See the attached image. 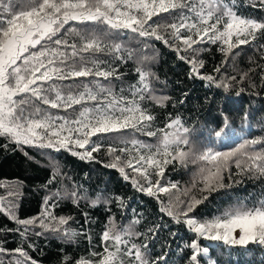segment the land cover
<instances>
[{"label":"snow or ice","instance_id":"snow-or-ice-1","mask_svg":"<svg viewBox=\"0 0 264 264\" xmlns=\"http://www.w3.org/2000/svg\"><path fill=\"white\" fill-rule=\"evenodd\" d=\"M259 2L264 5V0ZM234 6V0L231 3H223V0H200V8L196 12L197 21L188 24L186 18L181 17L178 26L176 23L161 25L154 21L153 17H160L161 13H169L170 10L189 7L182 0H0V137L17 147L27 145L55 151L64 149L82 160H91L95 159L93 153L100 151V140L108 134L134 130L149 137L157 136V131L147 130L151 128L155 117L147 108L142 107V102L152 101L164 107L170 97H157L153 94L151 79L154 73L137 67L138 81L129 87L131 95H124V89L116 93L110 78L120 77L116 69L108 61L101 59L100 55H115L127 51L128 58H131L133 53L117 42L124 31L169 44L159 29L170 28L173 30L171 35L182 45L174 50L179 59L185 60L191 66L189 75H195L207 81L209 85L215 84L217 88L228 92L232 87L231 81L236 80V77L217 81L212 75H201L200 69L204 62L197 59V56L202 49L193 46L205 42H221L220 51L224 54L226 63L234 48L250 43L251 40L257 39V35L264 36V22L241 18L232 10ZM70 21L85 27H65ZM221 24L222 29L218 27ZM181 28L186 29L189 34L182 36ZM181 52L190 53L191 58L180 55ZM115 58L123 60L124 56L116 55ZM258 67L264 68L262 65ZM215 71L219 72L220 68L217 67ZM247 76V72L243 73L239 82ZM261 78L264 81V74ZM239 95L237 92V96ZM226 102L232 101L227 98ZM61 111L65 114L61 115ZM249 116L247 111L244 112V121H247ZM228 127L229 121L224 117L223 127L214 133L215 137L224 136ZM165 128L175 131L158 129L162 137L154 152L151 145L138 140L127 142L133 145V149H117L110 145L108 154L113 155L114 160L105 166L118 168L125 180L131 179L134 188L160 201L162 213L171 217L177 224L184 223L196 234L191 243L184 245L191 250L187 258L188 264H203V258L209 255V249L201 247L199 243L201 237L222 241L224 245L233 247H264V199L258 200L252 207L240 206L225 210L221 216L204 222L190 217L189 213L207 200V195L200 199L191 196L187 201L181 200L177 195L175 203L170 198L167 204L160 200L161 193L171 197L174 192H182L183 195L191 192V189L181 190L178 183L161 184L165 167L174 161L184 164L189 156V152L180 147L189 144L188 139L182 135L187 133L188 129L183 126L181 120H170ZM257 145L261 147L256 149ZM7 146L0 145L5 148ZM249 147L254 150L251 155L247 152L244 154L249 163L242 167L241 161L237 159L236 167L264 176V138L246 139L239 147L229 152L215 151L208 147L196 156V160L212 166L208 168V174L201 177L203 187L199 191L211 193L225 187L222 171L228 167V162L235 153ZM141 149H146L147 152H141ZM117 151L129 154L130 158L123 161L124 166H121V156L114 155ZM133 151L136 155H132ZM125 167L137 173L144 183L141 184L137 178H130ZM204 171L202 167L200 172ZM58 175L59 172L53 170L48 184H52ZM152 175L158 179L153 181ZM80 187L75 186L63 196L59 190L46 196L39 215L26 219L17 216L18 205L15 200L0 196V214L7 215L15 224L22 226V229H8L19 232L22 237L26 236L30 227H39L42 231L35 232L36 236L50 232L71 239L77 233L65 226L73 218L54 215L49 209L54 207L55 203L49 202L53 197L70 198L72 203L79 207L81 200L88 199L86 194H81ZM195 187L194 178L192 188ZM8 196L18 197V191L11 190L10 186ZM113 199L123 206L122 197L105 199L100 193L95 200L90 201L89 206L96 207L102 201L105 204L111 203ZM84 216L87 223L88 214L85 212ZM133 223L138 224L140 220L134 219ZM130 228L131 226L117 231L114 219L110 218L101 237L105 242L106 255L97 262L81 258L76 264H123L122 252L134 257L133 264H168L166 252L149 261L141 251V246L131 244V247H127L129 241L125 240L124 236L132 235ZM148 231L152 233L154 229L150 228ZM143 247L146 249L148 246L145 244ZM7 251L0 246V254ZM11 251L16 255L9 264H36L23 247ZM0 264H4V260L0 259ZM209 264L216 262L209 261Z\"/></svg>","mask_w":264,"mask_h":264},{"label":"trees","instance_id":"trees-1","mask_svg":"<svg viewBox=\"0 0 264 264\" xmlns=\"http://www.w3.org/2000/svg\"><path fill=\"white\" fill-rule=\"evenodd\" d=\"M182 2L189 7L161 13L160 17H153V20L161 25L176 23L178 26L181 17H185L188 24L196 22L200 0H182ZM231 2L232 0H223V3ZM234 2L235 6L232 10L236 15L264 22V5H261L259 0H234ZM69 26L85 27L75 21H70L65 27ZM218 27L222 29L223 24ZM159 31L168 39L169 44L124 31L117 42L122 43L126 50L133 53L131 58H128L127 51L115 55L108 53L100 55L101 59L108 61L116 69L120 77L110 78L116 93L124 89V95H131L129 87L137 84L138 81L137 67H143L154 73L151 79L153 94L157 97H170L164 107L152 101L142 102V107L147 108L155 117L151 128L147 130L157 131V136L149 137L134 130L108 134L100 140V151L93 153L95 159L91 160H82L64 149L55 151L27 145L17 147L0 137V145H8L6 148L0 147V196L15 200L18 205L16 214L20 219L39 215L45 197L57 190L63 196L66 191L71 192L75 186H81L79 191L88 197L87 200L80 201L79 207L73 204L70 198L53 197L49 202L55 203V206L50 207L49 210L57 217L73 218L65 226L77 233L71 239L50 232L36 236L35 232L42 231L39 227H30L26 236L22 237L19 232L8 231V229H22V226L15 224L7 215L0 214V246L8 250L0 254L4 264H9L14 258L16 254L11 250L17 247H23L36 264H76L81 258L97 262L106 255L105 242L101 237L110 218L114 219L117 231L131 226L132 235L124 236V239L129 241L127 247H131V244L141 246V251L149 261L166 252L168 264H188L187 258L191 250L184 245L191 243L196 238V234L184 223L177 224L171 217L162 213L160 201L134 188L131 179L125 180L118 168L105 166L114 160V156L108 154L110 145L117 149L124 147L133 149V145L127 142L138 140L151 145L154 152L160 145L162 137L158 129L175 131L165 128V125L176 118H179L183 126L188 129V132L182 135L188 139L189 144L180 147L189 152V156L184 164L178 161L168 164L161 184L178 183L181 190L191 189V192L188 195L174 192L171 197L161 193L160 200L167 204L170 198L175 203L177 195L185 201L191 196L200 199L207 195L208 199L189 213L190 217L204 222L221 216L225 210L240 206L252 207L258 200L264 199V176L242 171L235 164L237 159L241 161L242 167L249 163L244 154L245 152L249 155L253 154L252 148H242L235 153L229 160L228 167L221 173L225 187L211 193H201L199 189L203 187L201 177L207 175L208 168L212 166L196 160V156L208 147H212L215 151L229 152L239 147L246 139L264 138V81L261 78L264 68L258 67V65L264 66V47H261L264 45V36L257 35V39L251 40L250 43L234 48L226 63L225 56L220 51L221 42L215 44L205 42L193 46L202 49L197 56V59L204 62V66L200 69L201 75H212L217 81H227L228 77H236V80L231 81L232 87L225 92L215 84L209 85L207 81L195 75L190 76L191 66L185 60L179 59L174 50L175 47L182 45L171 35L173 30L161 27ZM180 34L183 36L189 33L181 28ZM233 39L235 40V37ZM116 55H123L124 59H117ZM180 55L191 58L190 53L181 52ZM145 57L148 59L144 60ZM217 67L220 68L219 72L215 71ZM250 69L255 71H249ZM245 72L248 73L247 78L239 82ZM237 92L240 93L239 96ZM227 98L232 102H226ZM181 100L184 102L180 103ZM246 111L250 116L244 121L243 114ZM60 114L65 113L61 111ZM224 117H227L229 127L225 130L224 136L216 138L214 133L223 127ZM255 147L259 149L261 146ZM141 152L147 150L141 149ZM114 155L121 156V166H124V160L130 158L128 153L119 151ZM132 155L136 153L133 151ZM193 160L196 162L194 163ZM202 167L205 169L203 173L200 172ZM53 170H57L59 175L52 184H48ZM125 171L130 178H137L141 184L144 183L131 168L125 167ZM149 171L151 172V169ZM151 178L153 181L158 179L155 175ZM194 178L196 187L192 188ZM10 186L11 190L18 191V197L8 196ZM98 193L105 199L122 197L123 206L113 199L111 203L105 204L102 201L98 206L90 207V201L95 200ZM85 212L88 214L87 223H85ZM134 219H139L140 223L134 224ZM150 228L154 229V232L150 233L148 231ZM199 243L201 247L209 249L208 257L203 258V264H209V261H215L216 264H264V247L256 245H249L248 248L233 247L224 245L222 241L202 237L199 238ZM145 244L148 246L146 249L143 247ZM121 247L126 251L125 246ZM110 250L114 251V249ZM92 253L101 255L93 256ZM121 259L123 264L134 262V257L124 255L123 252Z\"/></svg>","mask_w":264,"mask_h":264}]
</instances>
